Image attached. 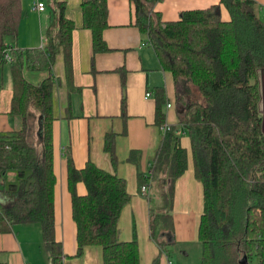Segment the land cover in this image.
I'll return each mask as SVG.
<instances>
[{"label": "trees", "instance_id": "obj_1", "mask_svg": "<svg viewBox=\"0 0 264 264\" xmlns=\"http://www.w3.org/2000/svg\"><path fill=\"white\" fill-rule=\"evenodd\" d=\"M130 1L135 8L134 24L148 36L163 68L172 73L175 86L174 105L164 86L153 90L155 123L167 126L168 131L150 160V172L140 169L141 152L133 150L127 158L137 166L140 192L150 201V236L160 249L153 264H162L161 258L168 256L169 247L176 243L172 215L175 186L188 168L183 136L190 138L195 178L204 187L201 264H240L244 256L250 264H264V126L258 79L264 72V16L259 15L260 5L255 0H221L229 20L222 18L220 5H212L184 10L178 19L164 21L155 10L163 0ZM50 2L45 44L23 50L6 43L8 36L18 37L22 0H0V68L11 63V113L23 119L19 132L0 136V178L6 180L9 172L17 175L16 182H5L0 190V233L10 232L17 224L39 223L50 264H63L65 253L57 240L55 213L53 93L57 79L53 66L62 52L67 79H72L76 26L66 15L65 1ZM81 8L83 26L92 31L94 56L109 51L104 39L109 27L107 0H82ZM7 51L11 61L5 59ZM25 69L45 71L47 77L33 84L25 77ZM122 84V115L127 117L124 75ZM169 102L175 106L178 125L166 122ZM31 108L43 117L42 147L27 138ZM104 149L116 166L113 131L106 134ZM66 159L77 227L76 255L80 257L87 246L97 245L103 248L104 264H141L136 233L132 241L120 237L121 214L131 201L127 181L91 160L77 168L70 153ZM79 183L86 187L83 195L78 192ZM144 186L148 187L146 194Z\"/></svg>", "mask_w": 264, "mask_h": 264}, {"label": "crops", "instance_id": "obj_2", "mask_svg": "<svg viewBox=\"0 0 264 264\" xmlns=\"http://www.w3.org/2000/svg\"><path fill=\"white\" fill-rule=\"evenodd\" d=\"M58 1L67 3L66 15L76 26L73 31L72 79H67L62 52L57 55L53 66L57 79L53 93L56 117L54 167L57 175L55 213L57 240L62 243L65 253L63 264H104L101 246H87L82 256L76 255L77 227L68 187V153L77 168H83L91 160L98 167L127 181L131 201L121 214L120 237L122 241H132L136 233L141 264H153L160 249L150 236V201L140 192L137 166L127 158L133 150L141 152L140 169L150 172V160L164 133L155 123L153 90L156 86H164L168 98L175 103L173 75L163 68L148 36L134 24L135 8L130 0H107L109 27L104 31V39L110 50L95 56L92 31L83 26L82 0ZM255 1L264 11V0ZM22 3L25 4V14L23 9L18 37L6 43L14 49L41 48L46 41L44 29L50 20L52 3L47 0L46 10L42 13L32 10L29 0H22ZM212 5H220L222 18L230 19L229 11L221 0H163L155 10L162 14L164 21H170L178 19L184 10L205 9ZM0 72L1 136L19 132L23 128V119L11 113L14 96L11 63L3 64ZM24 73L33 84L47 77V73L41 70L25 69ZM123 75L127 117L122 115ZM259 81L263 94L261 108L263 106L264 109V72L260 73ZM149 92L152 95L147 96ZM69 106L70 117H67ZM165 113L168 125H178L175 106H165ZM42 121V115L31 108L27 116V138L39 147H42ZM109 131L116 133V166L104 149ZM181 144L188 151V168L175 186L172 215L176 243L169 247L168 256L163 255L161 263L165 264L169 258L172 264H201L203 250L199 227L204 211V187L195 178L190 138L183 136ZM3 181L16 182V173L9 172ZM77 189L82 195L86 193L83 183H79ZM0 263L50 264L49 253L43 245L41 224H17L10 232L0 233Z\"/></svg>", "mask_w": 264, "mask_h": 264}, {"label": "built area", "instance_id": "obj_3", "mask_svg": "<svg viewBox=\"0 0 264 264\" xmlns=\"http://www.w3.org/2000/svg\"><path fill=\"white\" fill-rule=\"evenodd\" d=\"M34 9L38 12H44L46 10V2L45 0H35L34 2ZM5 59L8 60V61H11L12 60V57L10 55V52L7 51V53L5 54ZM0 79H1V72H0ZM152 95V93H147V96H150ZM167 108H171L172 107V103L169 102L167 103L166 105ZM162 131L165 133L168 131V127L167 126H162L161 127ZM143 190V193H147L148 192V187L147 186H144L142 188ZM167 259V258H166ZM165 264H172V261L169 260V258L166 260Z\"/></svg>", "mask_w": 264, "mask_h": 264}, {"label": "rangeland", "instance_id": "obj_4", "mask_svg": "<svg viewBox=\"0 0 264 264\" xmlns=\"http://www.w3.org/2000/svg\"><path fill=\"white\" fill-rule=\"evenodd\" d=\"M34 2H35V0H29V4H31V8H32V10H35L34 9ZM23 3H24V1H23ZM258 4V6H259V3H257ZM23 9H24V14H25V4L23 5ZM258 11H259V15L260 16H264L263 15V10H262V8H261V6L260 7H258ZM13 39H14V37L13 36H8L7 37V39H6V41H13ZM9 67V66H8ZM258 79H259V77H258ZM254 82V81H253ZM259 87H260V91H261V82L259 81ZM262 91H261V101H262ZM173 103V105H174V102H172ZM260 110H261V114H262V117H263V126H264V109H263V106H262V108H261V103H260ZM41 136H42V134H41ZM33 144H35V143H33ZM36 145V144H35ZM36 146H38V145H36ZM39 147V146H38ZM41 147V146H40ZM1 180H2V178H0ZM0 180V189L2 190L3 189V186H4V182L5 181H1ZM7 182H9L8 180H7ZM159 192H160V190H159ZM155 200H156V202H159L160 200H159V196H157V195H155ZM156 207H158V206H156ZM170 257H172V253L170 254Z\"/></svg>", "mask_w": 264, "mask_h": 264}, {"label": "water", "instance_id": "obj_5", "mask_svg": "<svg viewBox=\"0 0 264 264\" xmlns=\"http://www.w3.org/2000/svg\"><path fill=\"white\" fill-rule=\"evenodd\" d=\"M240 264H250V263L248 261V258L244 256L243 259L240 260Z\"/></svg>", "mask_w": 264, "mask_h": 264}]
</instances>
